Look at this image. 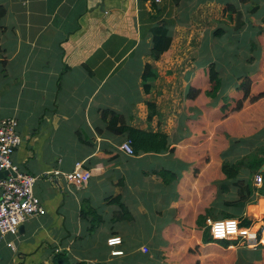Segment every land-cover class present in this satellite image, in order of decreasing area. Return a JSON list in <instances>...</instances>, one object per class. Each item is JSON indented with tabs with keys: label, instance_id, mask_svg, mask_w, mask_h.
Instances as JSON below:
<instances>
[{
	"label": "crops",
	"instance_id": "1",
	"mask_svg": "<svg viewBox=\"0 0 264 264\" xmlns=\"http://www.w3.org/2000/svg\"><path fill=\"white\" fill-rule=\"evenodd\" d=\"M251 3L257 6L253 13ZM263 4V0H0L5 8L0 21V120L17 119L22 141L11 161L38 176L34 191L45 209L23 222L16 235L0 237V264H57L60 251L70 261L85 264H162L157 253L167 248L165 239L171 237V244L173 237H182V228L197 227L198 215L209 207L208 216L220 219L229 213L251 220L248 227L253 228L248 204L253 202L228 204L236 197L231 181L221 180L215 196L217 185L202 182V173H190L187 162L194 157L193 147L174 133L180 108L166 112L164 98L181 100L172 84L186 83L187 73L205 63L197 61V51L206 35L236 29L255 37L264 31L258 16ZM159 21L167 24L172 39L169 49L156 58L152 30ZM209 42L205 51L211 43L213 49L214 38ZM146 64L157 72L148 94L142 79ZM150 97L157 113L146 120ZM106 108L121 114L132 127L165 133L168 149L124 153L119 145L125 137L106 129L102 119ZM77 167L91 171L84 186L62 175L50 173L52 181L47 179L49 171L66 173ZM161 170L172 173L171 183L163 181ZM116 195L132 220L114 218L117 205L107 198ZM83 209L101 215L97 231L89 230L91 215H81ZM104 222L108 226L100 230ZM262 223L264 215L258 227ZM126 226L154 230L144 240H134L133 248L131 241L126 243ZM171 228L176 234L169 235ZM135 233L131 231L130 238ZM112 237L121 243L110 246L107 240ZM227 241V247L211 245L234 249L237 264H261L262 246L248 245L244 238ZM114 249L123 253L112 255Z\"/></svg>",
	"mask_w": 264,
	"mask_h": 264
},
{
	"label": "rangeland",
	"instance_id": "2",
	"mask_svg": "<svg viewBox=\"0 0 264 264\" xmlns=\"http://www.w3.org/2000/svg\"><path fill=\"white\" fill-rule=\"evenodd\" d=\"M248 4L249 3L245 4V8ZM252 5H256V3H251L249 8ZM262 6L258 16L261 17L260 23L262 21L263 24L264 6ZM221 30L224 31V35L221 33L219 35L205 36V43L202 49L197 51V61H203L205 63H203L202 66L196 67L193 73H187L186 76L190 79L188 80L189 82L187 81L188 83H185V80H180V83L176 81L172 84L173 91L175 88L176 91L180 93L181 100L179 101L176 97L164 98L166 112L173 106L180 108L181 112L176 113L178 131L174 133L176 136L179 135L181 137V143L183 142L193 147L194 157L191 161L187 162L190 165V173L195 176L202 173V182L209 181L207 183H214L217 185L215 196L218 191V184L221 180L226 181L223 178L224 176L220 167L222 161L232 155L230 153H232L233 145L239 138L251 137L252 139L253 136L258 135V132L262 131L264 127V99H260L254 104L246 102L239 111L231 110L234 100L242 96L240 91L234 89L238 82L237 75L250 74L252 79L251 94H255L264 89V38L257 34L255 37L249 36L251 35V33L248 34L249 31H238L236 29ZM212 38H214L213 49H210L212 47L211 43V46L208 44L209 49L205 51V49H207V43H210L209 41H211ZM252 41L256 43L255 48L249 47ZM210 62L216 63L222 81V92L221 94L219 93L220 96L216 99H211L205 95V91L210 89L207 76ZM164 84L167 85L168 83L165 82ZM189 85L199 87L201 90L199 95L192 101H188L184 97ZM151 99L154 100L153 98ZM225 104H229V107L222 108ZM191 107L197 108V112L194 109L191 110ZM148 113L149 109L147 107V116ZM162 113L164 115L165 111ZM146 120L150 119L147 117ZM220 174L222 177H220ZM171 182L172 174H166V183ZM71 183L78 186L75 182ZM231 185L233 192H235L236 186H234L232 182ZM81 186L84 185L81 184L80 187ZM253 196L255 197L250 201L253 203H248L252 204L250 205V213H248L255 221L254 226L256 228L264 215V198L259 199L256 193ZM204 212L205 211H203L202 214H205ZM149 214H154V212L150 211ZM205 216L204 227L201 229L197 227L182 228V237H173L174 240H172L171 244L169 243L171 237L167 236L170 238L169 240L168 238L165 239L167 243L164 246L167 248H159L160 252L157 253L162 264H194L196 261L198 264H237V255L236 253L235 255L233 254L234 249L221 250V248L202 243V229L205 228L209 231L207 219H217L207 214ZM221 217L225 218L224 215ZM238 220L241 221L240 218ZM98 225L99 224H97L96 227ZM106 225L108 226V222L102 223L99 229L105 228ZM96 227L93 229V232L97 231ZM152 230L154 229L126 226L124 228V236L127 239L126 243L131 241L132 247L134 248V240H144L147 237V233ZM131 231H136L134 238H130ZM170 234H176L172 228L169 231V235ZM157 241L158 237L155 236L153 242L158 246ZM77 242L78 245L86 246L81 240H77ZM235 242L236 241H232V243ZM213 243L218 244L217 241ZM100 245L101 244H98V246ZM164 258L165 260H163ZM125 264H129V261Z\"/></svg>",
	"mask_w": 264,
	"mask_h": 264
},
{
	"label": "trees",
	"instance_id": "3",
	"mask_svg": "<svg viewBox=\"0 0 264 264\" xmlns=\"http://www.w3.org/2000/svg\"><path fill=\"white\" fill-rule=\"evenodd\" d=\"M244 1V0H242ZM228 8L235 10L233 4H229ZM257 10L256 5H252L249 8L250 12H254ZM5 14V8L0 5V21ZM264 22V18H263ZM153 53L155 57H159L160 54L167 51L171 44L172 37L168 34L167 24L159 21L156 26H154L153 30ZM222 30H215L214 35L221 34ZM258 35L264 36V31L260 30ZM249 47H256V43L252 41L249 44ZM248 48V47H247ZM2 49L0 46V53ZM157 73L155 69H153L151 64H146L144 67L142 79H143V90L145 93H150V89L152 87V81L150 79H154ZM208 81L210 85V89L205 91V95L211 99H216L220 96L222 92V81L219 75V71L217 69L216 63L210 62L208 65L207 71ZM238 82L234 89L236 91H240L242 96L236 100H234V104L232 106V111H239L244 103H256L260 99H264V89L261 91L251 94V85L252 79L250 74H240L237 75ZM201 92L199 87L194 85H189L187 91L185 92L184 97L187 100H194L199 93ZM220 93V94H219ZM226 100L225 98H223ZM146 105L149 109L148 119H151L157 113L156 103L152 99H148L146 101ZM229 107V104H225L224 107ZM102 119L106 123V129L110 132L123 135L125 137L124 140L130 139L134 154H138L140 152H161L163 150L168 149V137L165 133L160 131H147L139 128L132 127L128 125L125 121V118L111 109H102ZM173 151V149H170ZM230 157L224 159L221 163L220 170L223 174V178L225 180L231 181L234 186H236V197L230 201L228 204L230 206L239 207L243 206L248 201L253 200L255 193L257 197H264V169L260 170L262 166H264V127L262 131L258 132V135L246 138H239L237 142L233 145V150ZM160 176L163 178V181L166 180V174H172L169 171L161 170ZM256 175H261L263 179V183L260 186L254 185V180ZM108 203H114L117 205V210L114 211V218L117 220H132L133 215L130 213L127 205L122 202L121 196H109L107 198ZM212 210L211 207L205 209V214H199L197 217V228L201 229L204 227V219L206 218V214L210 213ZM82 210L81 215H85L87 212L91 215V226L89 230H92L96 227L97 224L102 222V217L96 211ZM225 218H233L231 214H227ZM252 223L251 220L244 219L240 221L241 225L249 226ZM258 227V226H257ZM256 227V228H257ZM255 226L250 228L252 230L256 229ZM201 241L203 244L211 245V242L217 241L218 245L223 247H227L229 242L227 240H213L209 234L207 229H202ZM220 241V242H219ZM222 241V242H221ZM262 258L261 264H264V246H262ZM231 249V248H228ZM232 250V249H231ZM55 261L57 264H85V262H72L69 260L66 252L60 251L57 253L55 257ZM194 264H198L196 261Z\"/></svg>",
	"mask_w": 264,
	"mask_h": 264
},
{
	"label": "built area",
	"instance_id": "4",
	"mask_svg": "<svg viewBox=\"0 0 264 264\" xmlns=\"http://www.w3.org/2000/svg\"><path fill=\"white\" fill-rule=\"evenodd\" d=\"M17 126L18 121L15 117L0 120V171H9L8 175L0 178V237L16 235L23 222L45 212L42 200L34 191L38 176L22 171L11 161L13 152L22 141ZM119 149L128 155L134 154L130 139L124 140ZM50 173L53 176L62 175L66 181L75 182L78 186L85 185L91 177V171L81 167L66 173H60L58 170L49 171L46 176L52 181ZM262 183V176L256 175L254 184L260 186ZM207 222L213 240L244 238L248 240V245L264 246V223L251 230L250 227L241 225L236 218L207 219ZM107 242L112 246L120 244L121 240L119 237H112ZM122 253L120 249L111 251L112 255Z\"/></svg>",
	"mask_w": 264,
	"mask_h": 264
},
{
	"label": "water",
	"instance_id": "5",
	"mask_svg": "<svg viewBox=\"0 0 264 264\" xmlns=\"http://www.w3.org/2000/svg\"><path fill=\"white\" fill-rule=\"evenodd\" d=\"M239 19H240V11L237 12V23H239ZM263 168H264V166H262L260 168V170H262ZM8 172H9L8 170L0 171V178H3L4 176L8 175ZM21 229H22V227L20 225L19 230H21Z\"/></svg>",
	"mask_w": 264,
	"mask_h": 264
}]
</instances>
